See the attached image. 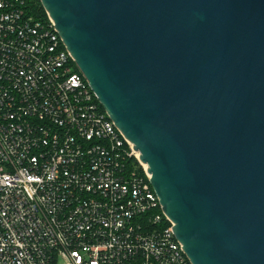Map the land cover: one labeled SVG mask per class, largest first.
<instances>
[{
  "label": "water",
  "instance_id": "95a60500",
  "mask_svg": "<svg viewBox=\"0 0 264 264\" xmlns=\"http://www.w3.org/2000/svg\"><path fill=\"white\" fill-rule=\"evenodd\" d=\"M39 2L190 264H264V0Z\"/></svg>",
  "mask_w": 264,
  "mask_h": 264
},
{
  "label": "built area",
  "instance_id": "2783aa9c",
  "mask_svg": "<svg viewBox=\"0 0 264 264\" xmlns=\"http://www.w3.org/2000/svg\"><path fill=\"white\" fill-rule=\"evenodd\" d=\"M149 179L51 19L0 0V264H190Z\"/></svg>",
  "mask_w": 264,
  "mask_h": 264
},
{
  "label": "trees",
  "instance_id": "16d2710c",
  "mask_svg": "<svg viewBox=\"0 0 264 264\" xmlns=\"http://www.w3.org/2000/svg\"><path fill=\"white\" fill-rule=\"evenodd\" d=\"M27 4L28 7L32 10V12H34V14L36 15V17L40 20H47V15L45 13V11L43 10V8L40 5L39 0H27ZM132 162L138 166V162L136 161V159H132ZM139 170L140 167H139Z\"/></svg>",
  "mask_w": 264,
  "mask_h": 264
},
{
  "label": "bare ground",
  "instance_id": "6f19581e",
  "mask_svg": "<svg viewBox=\"0 0 264 264\" xmlns=\"http://www.w3.org/2000/svg\"><path fill=\"white\" fill-rule=\"evenodd\" d=\"M135 155H136V158H139V154H138L137 152H135ZM142 166H143L145 169L147 168V166L144 165V164H142Z\"/></svg>",
  "mask_w": 264,
  "mask_h": 264
}]
</instances>
